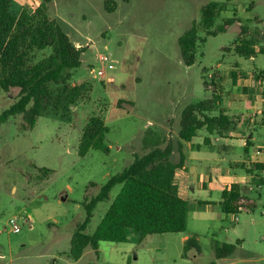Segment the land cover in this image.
Returning <instances> with one entry per match:
<instances>
[{
    "label": "rangeland",
    "instance_id": "374dc122",
    "mask_svg": "<svg viewBox=\"0 0 264 264\" xmlns=\"http://www.w3.org/2000/svg\"><path fill=\"white\" fill-rule=\"evenodd\" d=\"M107 1L115 3L111 10ZM212 2L227 8L207 31L201 25L202 13ZM42 3L14 0L11 10L19 15ZM47 8L74 45L84 50L71 83L86 82L92 92L73 109L69 121L42 117L33 130H25L18 116L0 126V264H264V184L259 187L247 171L251 159L264 162V153L251 149L246 155L243 142L223 148L227 141L206 130L194 144L182 143L193 171L188 197L204 202L189 205L185 232L131 234L126 243L101 242L98 252L88 248L79 260L71 257L72 237L87 218L86 204L112 176L132 164L136 155L148 152L155 139L162 148L173 144L171 160H179L182 113L190 104L214 99V82H222L230 108L244 114L250 94L234 91L230 72L238 66L249 82L255 66L264 67V55L246 61L231 49L244 28L243 37L264 45V0H52ZM234 15L237 22L227 32L212 35ZM193 26L198 28L199 45L195 64L187 66L179 39ZM103 55L109 57L106 63L99 60ZM17 100L16 89L0 92V116ZM93 115L104 117L111 151L92 150L81 157L78 146ZM255 126L245 121L246 135L258 139L262 128ZM208 136L214 145L205 143ZM43 168L53 172L45 177ZM235 182L257 205L227 215L222 192ZM121 188L116 186L110 199L97 205L86 234H94ZM15 218L19 233L10 224ZM189 238L195 239V246L186 250ZM216 243L235 245L236 251L218 259Z\"/></svg>",
    "mask_w": 264,
    "mask_h": 264
},
{
    "label": "trees",
    "instance_id": "16d2710c",
    "mask_svg": "<svg viewBox=\"0 0 264 264\" xmlns=\"http://www.w3.org/2000/svg\"><path fill=\"white\" fill-rule=\"evenodd\" d=\"M231 1L226 0L227 3ZM13 2L0 0V92L16 89L18 100L0 116V126L18 116H22V128L25 130H33L42 117L69 121L73 109L87 101L92 92L86 82L71 83L72 71L81 66L84 50L77 48L61 23L47 13V4L52 0H43L39 7L24 9L19 15L11 10ZM111 5L115 6V3L107 1V9ZM226 8V4L223 7L219 2L205 6L201 25L207 31L212 30ZM236 22V15L226 19L212 35L227 32ZM245 31L244 28L232 47L235 53L246 58L264 54V47L255 49V41L243 37ZM198 43L196 26L179 39L181 55L187 66L196 62ZM48 50L49 53L45 54ZM217 103L218 99H212L190 104L184 109L178 134L180 158L177 162L171 160L175 153L174 145L169 143L162 148L161 141L155 139L148 152L136 155L132 164L107 181L99 194L86 204L87 218L78 226L71 240L73 260H79L88 248L98 252L101 242L126 243L131 234L146 237L186 231L190 203L186 198L187 156L182 143H191L201 130H206L211 136L229 138L235 122L223 110L214 113ZM108 132L102 115L91 116L83 129L79 156L85 157L92 150L109 153ZM205 143H210L209 138ZM40 170L45 177L53 172L45 168ZM247 171L259 185L264 184L261 176L264 164L256 163ZM118 185L122 188L97 230L92 235L86 234L95 208L100 202L108 201ZM221 202L227 215L238 214L244 208L254 209L257 205L244 194L240 182L225 188ZM194 244L195 239L189 238L186 250ZM235 251V245H215L218 259L231 257Z\"/></svg>",
    "mask_w": 264,
    "mask_h": 264
},
{
    "label": "crops",
    "instance_id": "0c3cea01",
    "mask_svg": "<svg viewBox=\"0 0 264 264\" xmlns=\"http://www.w3.org/2000/svg\"><path fill=\"white\" fill-rule=\"evenodd\" d=\"M248 39H250V38H248ZM262 47H264V45L255 44V49L262 48ZM231 51H233L236 56H238V57H240V58H242V59H244L246 61L255 60V59L258 58L259 55H264V54L260 53L256 57L246 58V57H241V56L237 55L235 53V51L233 50V48L231 49ZM230 75H231L232 82L236 86L234 91L235 92H236V90L237 91H239V90L241 91L242 90L244 92L247 91L250 94V97L246 101L245 110L242 111L246 115H244L243 113L242 114H238L237 112H234L230 108V105H228L226 100H224L225 91H224L223 87L221 86L222 82H220V83L214 82V84L218 88V93H217V95L215 94L216 96H214V99L215 100L218 99L217 106L218 105L221 106V108L219 110H223L235 122V128L230 132L229 138H219V137L218 138L221 139V140L227 141V143L223 145V148L224 147L225 148H227V147L234 148V146H236L238 143H242L243 142V143H245L244 146H245V150H246V152H245L246 155L250 154L251 149L257 154V151L258 150H262V148L264 146V67L258 69L255 66V70H254V74L252 76V80H250L249 82H248V80L243 79L244 75H243L242 71L238 70V66L235 67V70H232L230 72ZM215 78L217 80L218 79L222 80V79H220L221 76H219V75L215 76ZM245 81H247L248 83H244ZM247 120H251L252 123L254 125H256L255 126L256 128H258V127L262 128V134H261V136L258 139H257V136H255V135L253 136V134L246 135L248 130H247V127H245V121H247ZM210 136L206 137V138H209V140H210V143L207 144V145H210V144L214 145V141L212 143V141H211L212 138ZM246 136H248L249 138H246ZM194 143L195 142L193 140L189 144H194ZM257 155H259V154H257ZM247 161H248V159H247ZM252 163H253V165L256 164V163L264 164L263 161L258 160L257 158L254 159V160L251 159V164ZM185 169L187 170L186 198L189 200L190 204L192 203L194 205L204 206L203 205L204 202H202V201L190 200L189 199V197H188V187H189V184H190V179H191L190 177L192 176L193 171H192L191 167L190 168L187 167V164L185 165ZM191 185H192V182H191ZM206 205H208V204H206Z\"/></svg>",
    "mask_w": 264,
    "mask_h": 264
},
{
    "label": "built area",
    "instance_id": "2783aa9c",
    "mask_svg": "<svg viewBox=\"0 0 264 264\" xmlns=\"http://www.w3.org/2000/svg\"><path fill=\"white\" fill-rule=\"evenodd\" d=\"M99 60H100L102 63H106L107 61H109V57L103 55V56H100V57H99ZM99 74H100V75H104V72H103V71H100ZM261 153H264V146H263L262 150H258V151H257V154H261ZM263 174H264V171H263ZM262 179L264 180V176H263V175H262ZM263 182H264V181H263ZM261 186H262V185H260L259 187H261ZM10 224H11L12 227H13V232H14V233H19V232H21L20 227L17 226V219H16V218H15V219H12V220L10 221Z\"/></svg>",
    "mask_w": 264,
    "mask_h": 264
}]
</instances>
